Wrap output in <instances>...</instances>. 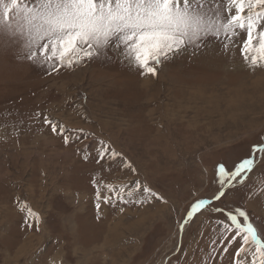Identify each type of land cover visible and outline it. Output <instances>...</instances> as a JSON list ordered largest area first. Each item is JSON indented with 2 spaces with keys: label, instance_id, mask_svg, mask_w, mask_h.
Returning <instances> with one entry per match:
<instances>
[{
  "label": "rangeland",
  "instance_id": "1",
  "mask_svg": "<svg viewBox=\"0 0 264 264\" xmlns=\"http://www.w3.org/2000/svg\"><path fill=\"white\" fill-rule=\"evenodd\" d=\"M243 36L227 50L208 37L155 77L112 49L54 71L0 44V264H230L234 249L212 253L216 234L202 226L211 211L183 233L178 222L219 190L218 165L230 171L264 145V67L244 61ZM43 116L65 126L67 145ZM101 142L121 155L97 163ZM262 182L264 159L210 207L264 223V196L249 199Z\"/></svg>",
  "mask_w": 264,
  "mask_h": 264
},
{
  "label": "snow or ice",
  "instance_id": "2",
  "mask_svg": "<svg viewBox=\"0 0 264 264\" xmlns=\"http://www.w3.org/2000/svg\"><path fill=\"white\" fill-rule=\"evenodd\" d=\"M241 34L244 61L252 68L264 67V0H31L30 4L25 0H0V44L19 45L23 58L48 64L54 71L56 65L72 67L85 59L105 56L112 49L142 76L155 77L164 61L188 47L199 48L208 37L220 41L223 36L221 42L227 50ZM43 122L53 134L62 136L65 145L69 143L64 125L48 116H43ZM106 155L115 160L121 154L101 142L97 163ZM84 158L87 160V155ZM262 159L264 145L254 146L252 155L230 171L218 165L219 190L211 200L192 203L178 222L183 233L198 215L211 211L216 218L202 226L212 228L216 234L212 253H217L218 244L223 246L220 254L234 249L230 264H264V223H256L240 207L210 206L224 198L229 189L244 184ZM124 166L131 167L126 161ZM93 184L99 201V186L95 180ZM107 188L113 191L111 185ZM136 190L141 191L139 184ZM142 191L164 202L149 188ZM261 196L264 182L253 188L249 199ZM104 202L108 203L109 198L104 197ZM96 207L99 209L100 204ZM25 209L26 224L33 226L28 223L31 218L39 230V215L21 203L20 210Z\"/></svg>",
  "mask_w": 264,
  "mask_h": 264
},
{
  "label": "bare ground",
  "instance_id": "3",
  "mask_svg": "<svg viewBox=\"0 0 264 264\" xmlns=\"http://www.w3.org/2000/svg\"><path fill=\"white\" fill-rule=\"evenodd\" d=\"M225 64V63H224ZM228 64V63H227ZM221 68V67H220ZM247 94V93H246ZM248 95V94H247ZM217 109V108H216ZM228 109V108H227ZM228 111V110H227ZM232 111H233V109H232ZM236 111H240V110H236Z\"/></svg>",
  "mask_w": 264,
  "mask_h": 264
}]
</instances>
